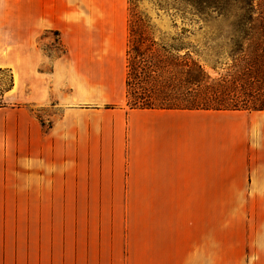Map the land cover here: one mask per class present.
I'll return each mask as SVG.
<instances>
[{
  "label": "crops",
  "instance_id": "obj_1",
  "mask_svg": "<svg viewBox=\"0 0 264 264\" xmlns=\"http://www.w3.org/2000/svg\"><path fill=\"white\" fill-rule=\"evenodd\" d=\"M126 13L127 0H21L20 12L5 16L20 21L21 34L14 52L0 53L12 79L0 96V196L52 198L40 213L123 205L134 219L148 214L151 240L16 243L27 244L29 260L39 246L37 259L52 264H216L222 197L246 198V240H264V112L254 118L255 157L232 164L221 160V126L201 122L199 111L129 110ZM47 31L64 53L29 49V38ZM14 75L21 105L13 109ZM6 237L5 259L14 243Z\"/></svg>",
  "mask_w": 264,
  "mask_h": 264
},
{
  "label": "rangeland",
  "instance_id": "obj_2",
  "mask_svg": "<svg viewBox=\"0 0 264 264\" xmlns=\"http://www.w3.org/2000/svg\"><path fill=\"white\" fill-rule=\"evenodd\" d=\"M20 1L0 0V53L2 50L14 52L20 45V21L4 19L6 15L15 16L20 12ZM128 2L129 0H127V8ZM130 2V9L134 13L146 15L156 25L154 30L156 37L161 34L170 37L179 33L183 13L179 0H130ZM250 11L254 16L259 13L264 14V0H252ZM231 12L239 14L240 10L237 5H234ZM126 18H128V11ZM172 20L177 24L176 29L171 26ZM197 27L198 25L195 24L191 40L195 41L201 49L206 41L209 42L210 37L231 32V29L226 25L206 24L202 25L201 29H197ZM57 34L47 31L30 37L29 49L36 46L38 50L50 57L61 55L64 50L60 46ZM203 61V58L200 59L202 64H204ZM205 69L211 73L207 66ZM11 82V74L0 70V96L10 89ZM13 84L14 93L12 98L11 96L8 98V103L14 109L21 105L19 93L17 96L15 94L19 86L17 75L13 76ZM105 107H110V105ZM199 112L200 116L205 117L201 119V122H214L221 126L220 137L217 141L221 147L222 163L236 164L243 162L246 158L255 157L253 126L257 124L254 118L259 113L246 111L212 112L217 114H212L211 111ZM229 128L243 130L242 138H230L227 133ZM246 128L250 131L248 135L244 133ZM4 176V172L0 171V178ZM42 199L48 202L47 208H52L50 203L52 198L0 196V240L5 236H7L6 240H14L12 253L6 259L2 254L0 264H52V260L40 261L37 259L36 253L39 251L37 245L31 246V254L29 253L31 259L29 260L27 244H24V241L16 243V240H151V231L145 221L148 217L147 213L137 214L134 219L133 214L123 205L119 207V211L115 206V212L69 214L50 211L40 213L37 209ZM18 203L17 209L19 210L16 209ZM28 205L32 209L31 212L24 210L28 208ZM98 208L100 209V206ZM20 209H22L21 212ZM248 209L245 197L221 198L220 240H218L217 250L215 247L216 264H264V240H246V226L247 221L250 220ZM76 215L77 222L75 221ZM88 216L91 218L89 219ZM89 221L91 227H89ZM60 247L57 246L56 251H62ZM49 249L51 250L52 246H49ZM55 264L62 263L55 262Z\"/></svg>",
  "mask_w": 264,
  "mask_h": 264
},
{
  "label": "trees",
  "instance_id": "obj_3",
  "mask_svg": "<svg viewBox=\"0 0 264 264\" xmlns=\"http://www.w3.org/2000/svg\"><path fill=\"white\" fill-rule=\"evenodd\" d=\"M179 33L155 36L156 25L128 2L125 104L129 110L264 111V14L252 0H179ZM237 5L240 13L231 12ZM226 25L201 49L194 25ZM171 26L177 28L174 20ZM58 35V34H57ZM204 59V64L200 59ZM211 70V73L205 69Z\"/></svg>",
  "mask_w": 264,
  "mask_h": 264
}]
</instances>
